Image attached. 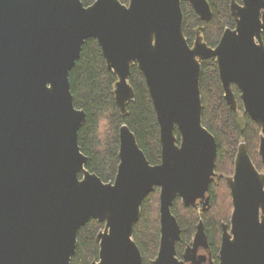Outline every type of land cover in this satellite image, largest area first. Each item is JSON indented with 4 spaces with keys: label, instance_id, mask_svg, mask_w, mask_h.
<instances>
[{
    "label": "water",
    "instance_id": "1",
    "mask_svg": "<svg viewBox=\"0 0 264 264\" xmlns=\"http://www.w3.org/2000/svg\"><path fill=\"white\" fill-rule=\"evenodd\" d=\"M209 22V0H0V264H71L78 234L91 220L105 224L92 264H144L133 239L145 198L160 189L161 242L153 264H206L204 223L180 260L182 230L175 200L210 205L218 143L203 124L202 62L215 59L225 99L262 129L264 164V0H232L235 29L217 47L201 36L190 46L182 2ZM97 40L118 78L123 115L136 93L132 68L144 74L160 124L162 159L148 161L132 130L120 129L114 182L87 169L79 145L87 115L74 104L70 72L89 39ZM179 133V138L176 134ZM233 199L223 225L220 264H264V173L241 144L228 179ZM213 264L210 259V263Z\"/></svg>",
    "mask_w": 264,
    "mask_h": 264
},
{
    "label": "trees",
    "instance_id": "2",
    "mask_svg": "<svg viewBox=\"0 0 264 264\" xmlns=\"http://www.w3.org/2000/svg\"><path fill=\"white\" fill-rule=\"evenodd\" d=\"M85 6L96 0H81ZM129 4L130 0H120ZM240 2L241 0H237ZM213 18L202 20L192 5L182 2L185 17L184 34L190 46L198 36L212 48L217 47L226 29H235L236 20L231 12L232 0H209ZM117 76L109 70L107 61L97 40L89 39L82 49L80 59L70 72L71 91L77 109L84 110L87 120L79 131L81 151L89 159L87 169L98 175L103 182H114L120 165V129L127 125L137 138L152 165L162 159L160 124L150 97L144 74L135 65L130 76V85L136 93L135 100L127 106L123 115L115 99ZM238 109H232L226 99L215 59L202 62L201 93L203 102V124L215 136L218 143L216 162L217 177L211 185L210 206L186 207L180 198L172 208L181 230L182 241L178 243L179 256L190 243L202 221L217 254L220 249L222 225L231 221L233 199L228 179L235 173V161L241 144L260 172L264 164L259 149L262 129L245 112L241 92L234 85ZM179 138V133L176 131ZM105 228L104 223L91 220L78 234L76 255L71 264H92L99 260L100 245L97 237ZM134 241L140 248L144 264H153L158 256L161 242L160 189L149 194L142 205L141 216L134 228Z\"/></svg>",
    "mask_w": 264,
    "mask_h": 264
},
{
    "label": "flooded vegetation",
    "instance_id": "3",
    "mask_svg": "<svg viewBox=\"0 0 264 264\" xmlns=\"http://www.w3.org/2000/svg\"><path fill=\"white\" fill-rule=\"evenodd\" d=\"M263 41H264V34H263ZM261 173H262V172H261ZM209 196H210V193H209ZM198 206H202V207H203V203H202L201 201H199ZM209 206H210V205H209ZM209 206H208V207H209ZM196 207H197V206H196ZM208 207H207V208H208ZM207 208H206V209H207ZM203 209H204V208H203ZM204 210H205V209H204ZM224 224H225V223H224ZM224 224H223V225H224ZM198 225H199V224H198ZM223 225H222V233H221V238H220V240H221V242H220V249H219V253L217 254V258L219 259L218 264H220V250H221L222 237H223ZM204 226H205V225H204ZM197 227H198V226H197ZM205 231H206V228H205ZM196 233H197V231H196ZM196 233H195V235H196ZM195 235H194L192 241H191L190 243H187V244H186V246H185V248H184V251H183L182 255L179 256V253H178V250H177V253H178L177 255H178V257H179L180 260L185 261V260H184V256H185V254H186L188 248L193 247V243H194ZM206 235H207V237H208L209 249H205V248H202V247H201V248L199 249V251H198V256H205V257H206V264H209V263H210V259L212 260V263H213V264H216L215 250H214V248H213L212 245H211L210 238H209L207 232H206ZM181 241H182V237H181V240H180L178 243H180ZM177 245H178V244H177ZM201 251H203V253H202ZM185 264H191V262H186Z\"/></svg>",
    "mask_w": 264,
    "mask_h": 264
},
{
    "label": "rangeland",
    "instance_id": "4",
    "mask_svg": "<svg viewBox=\"0 0 264 264\" xmlns=\"http://www.w3.org/2000/svg\"><path fill=\"white\" fill-rule=\"evenodd\" d=\"M260 159H261V157H260ZM262 173H264V172H262ZM231 222V221H230ZM228 224H230V223H228ZM202 253H203V251H201Z\"/></svg>",
    "mask_w": 264,
    "mask_h": 264
}]
</instances>
